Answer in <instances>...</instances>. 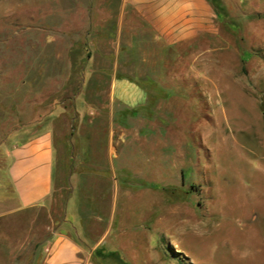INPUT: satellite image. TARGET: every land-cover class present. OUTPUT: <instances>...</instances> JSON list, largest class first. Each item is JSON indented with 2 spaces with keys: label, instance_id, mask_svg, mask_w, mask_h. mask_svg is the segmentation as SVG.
<instances>
[{
  "label": "rangeland",
  "instance_id": "obj_1",
  "mask_svg": "<svg viewBox=\"0 0 264 264\" xmlns=\"http://www.w3.org/2000/svg\"><path fill=\"white\" fill-rule=\"evenodd\" d=\"M214 2L210 50L138 68L92 0H0L2 193L16 128L51 126L56 151L47 205L0 204V264H38L68 204L102 264H264V0Z\"/></svg>",
  "mask_w": 264,
  "mask_h": 264
},
{
  "label": "crops",
  "instance_id": "obj_2",
  "mask_svg": "<svg viewBox=\"0 0 264 264\" xmlns=\"http://www.w3.org/2000/svg\"><path fill=\"white\" fill-rule=\"evenodd\" d=\"M92 0V24L107 20V33L113 35L108 53H137L124 56L125 62L156 60L149 52H203L210 50L211 40L220 36L221 17L214 0ZM104 9L106 16H104ZM98 24V22H97ZM206 45V47H205ZM143 53V54H142ZM114 60V59H113ZM114 65V61H113ZM116 65V64H115ZM134 66V67H135ZM158 67V65H157ZM112 68H115L113 66ZM115 71V70H114ZM149 74L124 72L112 75V84L128 89L137 83L134 78ZM4 159L7 161L9 185L0 204H9V213L19 208L47 205L54 188L56 151L54 131L49 125H21L10 137ZM2 166L0 167V170ZM67 206L66 219L55 226L50 237L41 245L39 255H31L38 264H102L86 254L76 236L68 228L75 224ZM0 210V218L4 213ZM70 224V225H68ZM109 261L111 257L103 255ZM104 257H102L103 259ZM14 256L12 264L18 263Z\"/></svg>",
  "mask_w": 264,
  "mask_h": 264
}]
</instances>
